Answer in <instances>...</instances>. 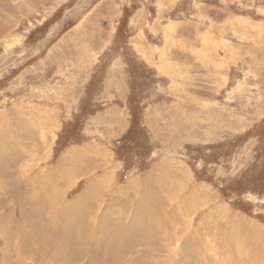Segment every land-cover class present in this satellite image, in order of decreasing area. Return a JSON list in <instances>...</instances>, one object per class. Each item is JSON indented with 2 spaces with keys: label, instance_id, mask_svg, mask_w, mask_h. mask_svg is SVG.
Here are the masks:
<instances>
[{
  "label": "rangeland",
  "instance_id": "obj_1",
  "mask_svg": "<svg viewBox=\"0 0 264 264\" xmlns=\"http://www.w3.org/2000/svg\"><path fill=\"white\" fill-rule=\"evenodd\" d=\"M0 136V264H264V0H0Z\"/></svg>",
  "mask_w": 264,
  "mask_h": 264
},
{
  "label": "bare ground",
  "instance_id": "obj_2",
  "mask_svg": "<svg viewBox=\"0 0 264 264\" xmlns=\"http://www.w3.org/2000/svg\"><path fill=\"white\" fill-rule=\"evenodd\" d=\"M232 25V24H231ZM176 64V63H175ZM173 66H174V64H173ZM1 137V136H0ZM195 234V233H194ZM203 241V240H202ZM207 245V244H206ZM205 251V250H204ZM213 254V253H212ZM212 257V256H211ZM203 259V258H202ZM32 262V261H31ZM163 262H164V260H163ZM244 262V261H243Z\"/></svg>",
  "mask_w": 264,
  "mask_h": 264
}]
</instances>
